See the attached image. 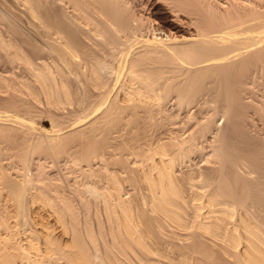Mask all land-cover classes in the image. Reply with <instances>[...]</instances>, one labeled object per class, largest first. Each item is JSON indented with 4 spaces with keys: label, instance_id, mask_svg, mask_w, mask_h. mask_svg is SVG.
I'll return each instance as SVG.
<instances>
[{
    "label": "bare ground",
    "instance_id": "6f19581e",
    "mask_svg": "<svg viewBox=\"0 0 264 264\" xmlns=\"http://www.w3.org/2000/svg\"><path fill=\"white\" fill-rule=\"evenodd\" d=\"M224 1L225 3L220 1L219 4L217 0H155L153 5L158 4L160 7L157 5L154 12L141 14L130 0H50L48 2L47 0H15L16 4L26 6L31 17L38 19L37 23L45 20L44 23H40L43 29L44 25L49 27V33L46 35L50 39V58L49 60L42 58L38 62L25 57L21 49L16 48L11 42L10 35L0 31V48L4 52V57L11 64L15 61H24L29 65L32 72L30 85L35 87V94H43L50 105L54 103L56 107L57 105L64 107L65 104L77 99L80 105L84 103L83 105L86 106L98 98L100 105L97 109H93L90 115L100 116L99 120L103 123L108 124V118L114 119L115 114L118 116L124 114L126 110L123 109L127 107L131 117L133 116L137 125L133 126V130L135 128L136 130L133 133L130 127L127 132L133 136L126 135L130 139L124 137L127 140L132 139V142L124 143L126 147L129 144V148H122L124 144L120 143L122 145L120 146L117 143L116 150L125 154L129 152L131 155L129 158L133 157V162L137 165L135 169H138L136 178L145 185L144 190L148 192V195L147 192L146 195H142L145 197L142 198V203L147 210L141 205L143 210L140 211L141 214L139 211L137 214L139 206L133 205L134 201L125 197L121 181L118 180L119 176L118 179L113 177L112 183L103 189H99L97 183L85 184L88 192L96 199L99 198L103 204L101 210L103 213H100L109 228L106 229L108 236L105 242L106 256L114 264H264V218L260 215L256 217V213L253 214L251 208L246 205L249 198L245 192L248 191L240 189L243 185L238 181L243 180L241 181L240 163H237V161H241L242 164L246 163L245 161L251 163L250 159L253 157L251 154L254 155L255 149H250L258 146L253 140L254 137H251L254 132H251L252 134L247 132L250 130L247 128L250 123L242 124L243 118L249 119L245 114L243 117V110L247 109H243V106L248 107L251 103L245 100L244 105L241 104L243 95L241 98V92L237 90L241 84H244L241 85L242 89H248V86L247 88L245 86L251 82H244L247 77L251 79V75L254 76L255 73L257 76L264 75V0ZM40 4L49 11L42 10ZM217 5H221L222 9ZM58 10L61 11L60 18L64 22L58 19L60 14ZM44 12L46 15H43ZM47 17L48 19H45ZM44 33L39 32V35L42 34L45 38L47 36H44ZM257 76L254 78L258 79L260 75ZM20 80L23 82L24 78ZM251 81L254 82L253 77ZM8 82V79L0 74V85L9 86ZM253 82L250 85H253ZM259 82L262 83V81L257 83ZM206 84L211 85V88L207 87L208 90L218 85L210 92L224 90L222 99L221 95L217 99L225 101L223 111L225 115L228 114L227 122L225 117V127L222 125L218 127V121H213L212 118L216 107H212L211 111L214 114L208 113L210 121L197 124L200 126V134L202 133L200 136L205 137L210 133L212 138H215V142L210 143L204 138L203 140L197 138L192 128L184 127L186 129L184 130L180 126L183 129H179L178 120L177 125L171 122L179 112L174 113V118L173 115H166L165 112L162 122L154 123L155 128L152 127L153 131L149 132L151 128L149 130L146 123L153 119L158 120L157 115L162 111L161 108L167 100H173L174 105L183 107V104H189L195 94L200 93L204 86H207ZM238 84L240 85L236 90ZM88 88H91L93 93L98 92L90 96ZM207 89L205 88V91ZM245 89L243 94L248 91ZM221 91L216 95L223 93ZM203 94H206L204 90L201 95ZM199 95L198 101L204 99L205 105L208 96L205 98L204 95L199 99ZM246 95L244 96L247 97ZM213 96L215 95L211 97ZM216 97L210 100L213 99L216 103ZM15 100L14 105L18 104V99ZM197 103L199 102L194 105ZM199 105V109L211 106L202 107L200 103ZM198 107L195 109L197 110ZM168 108L169 111L171 109L170 112L174 111L173 108L167 106ZM206 108L203 110L206 111ZM185 110L182 108L180 112ZM193 110L190 114L191 118L189 114L187 118L194 121L192 117L196 113ZM199 114L204 116L207 113L202 114L201 111ZM180 116L182 114L178 115ZM206 117L207 115L203 118ZM205 119L203 121H206ZM21 121L23 120L18 116L1 113L0 131L19 130L26 136L32 134V130H36V125L30 122L25 123L24 128L20 129L17 124L22 123ZM139 122L148 126L144 128V130L148 129V132L145 131L148 134H142L138 130L139 127L143 129L141 124L138 127ZM184 122L182 124L186 125V121ZM55 127L57 126H52L53 129ZM50 130H47L45 140H48V147L53 151L60 144L61 135H56L54 130L53 132L52 129ZM98 130L100 128L95 129ZM127 132L125 133L128 134ZM196 138L200 141H196ZM230 140L233 142L229 143ZM206 142L212 147L213 153L210 155H215L213 157H217L216 159L220 161L222 165L220 170L219 166L218 169L213 170V168L210 169L211 172H206L195 159V155L199 156L200 151L207 149L204 146ZM222 142L225 146L220 144ZM244 144L250 149L246 150L249 147L245 149ZM220 145L223 147V153L220 151ZM229 150L234 152L227 153L230 152ZM257 150L259 152L260 147L259 149L257 147ZM261 150L259 153L256 151V154H262L263 157L264 149ZM125 154H122V157L126 156ZM205 154L204 158L207 156ZM257 157L253 158L256 160ZM206 160L210 159L206 158ZM0 165L3 166L1 163ZM237 183L241 184L239 188ZM22 184V192L19 191L17 195L20 199L23 195H27L25 201L21 199L25 203L22 204L23 217L35 226L32 235L40 243L38 258L37 261L35 259L32 261L33 264L101 263L99 247L95 245L93 248L97 250L90 251L92 247L89 246V241L83 233L84 229L83 231L75 229L76 219L73 220L75 222L72 221L75 223L74 229H62V232L52 233L57 229L58 224L65 227L63 216L55 209L52 199L42 195L43 191L41 194L29 192L28 186L32 184L29 174ZM195 188L197 190H194ZM65 206L68 207V204ZM44 210L49 214L45 215ZM150 214L161 217L158 220H163L171 228L187 230L186 232L192 230L193 241L190 240V234L181 236L176 231L172 234L163 232L162 229L166 225L163 226L160 221L152 223L155 217L151 218ZM141 221H145V224ZM147 224L158 225V232H156L158 228L152 226L154 229H150L151 225ZM144 225H147L148 229H145ZM90 230L85 229L88 233L87 237L93 242L95 236L90 234ZM152 232L158 233L154 236L157 240L152 237ZM16 248L19 254L31 258L28 247L20 245Z\"/></svg>",
    "mask_w": 264,
    "mask_h": 264
},
{
    "label": "rangeland",
    "instance_id": "374dc122",
    "mask_svg": "<svg viewBox=\"0 0 264 264\" xmlns=\"http://www.w3.org/2000/svg\"><path fill=\"white\" fill-rule=\"evenodd\" d=\"M48 1H50V0H47V2ZM130 1H131L130 3H133L132 5L136 6L138 12H140L141 14L142 13L143 14L150 13L151 11L154 12V10H156V6L158 5V4L156 6L153 5L155 0H153V1L152 0L151 1L150 0H138V1L134 0L133 2H132V0H130ZM139 1L142 3H140ZM217 1H218V3L220 1L222 3H225L224 0H217ZM256 1H258V0H256ZM3 2H4V4H3ZM40 5H42L41 6L42 10H44L45 12L49 11V9L47 10V8L43 7L44 6L43 4H40ZM45 6L47 7V5H45ZM158 6L160 7V5H158ZM220 6H218L219 9L222 7V6L221 7ZM38 9H40V8H38ZM45 12L43 13V15H46ZM40 13H42V12H40ZM48 13H50V12H48ZM59 13L60 14H58V19H61L64 22V20L62 18H60L62 16L61 11H59ZM44 17H46V16H44ZM45 19H48V17ZM37 20L38 19L31 17L30 12L26 8V6L16 4L15 0H0V31L3 32L5 35L9 34L11 37V42L14 44V46H16V48H18V49H21V52L23 53V55L25 57H28V59H31L34 62L35 61L38 62L42 58L47 59V60H49V58H50V53H49L50 52L49 51L50 39L48 38L49 36L46 35L49 33V27L44 25L45 27L43 29L41 27L40 23L41 22L44 23L45 20L40 21V23L39 22L37 23ZM60 23L62 24V22H60ZM37 25H39L42 28V31H40L41 28H37L38 27ZM38 30L41 33L45 32L44 33L45 35L44 34L43 35L47 36V37H45L46 39L44 37H42V34L39 35V32H37ZM41 48H43L44 50ZM38 49H40V50H38ZM42 52H44V53H42ZM47 53H48L49 57H48ZM0 74L3 75L9 81L8 82L9 86H6L4 84L0 85V114L6 113V114H11L13 116L15 115V116L20 117L23 120V121H21L22 123L17 124V127H19L20 129L24 128V124L25 123L27 124L28 122L32 123L34 126L36 125L35 126L36 130H34V131L32 130L33 133L30 135H26V136H24L25 134L22 135L19 130H12L10 132L9 131L5 132L4 131L5 129H2L3 132H2V130L0 131V163L3 165V166L0 165V263L1 264H33L32 261L34 259H35V261H37V258H38L37 254H38V249H39L40 243L32 235V232L35 230V226L32 223L26 221V219H24V217H23L24 211H23V205L22 204H25V203L22 202L21 199L25 201L26 200L25 198H27L26 197L27 195L26 196L23 195L24 197L22 196L21 199H20L19 195H17V194H19V191L22 192V190H21V189H23L22 188L23 187L22 182L25 181L26 175L29 174L31 179H32V184L28 186L29 192L41 194V192L43 191L42 195L52 199L51 201H52V204L54 205L55 209H57L60 212V214L63 216V221L65 224V227H63L61 224H58L57 229H54V231H52V233H56L57 231H58V233L62 232V229H74V227H75L74 225L76 223L75 229H81V230L84 229V231L83 230L82 231H83L85 237L87 238V241H89V244H90L89 246L92 247V248H90V251L92 250L91 252H95L97 250V249L93 248L95 245H96L95 247H97V248L99 247L98 249H100V250L98 252H100L99 255L101 257V263L100 262H97V263L98 264H114L111 261V259L107 258V256H106L107 250H106L105 242H106V240H108L106 229H109V228H108V225L106 223V220L103 219L104 216L102 215L103 212L101 211L103 208V204L99 198L96 199L94 196H92L88 192V190L86 188L87 185H85V184H87V182L97 183V187L99 189H103L104 187H107L112 183V181L114 180L113 177L118 179L117 177L119 176L118 180L121 181V184H122L121 186L123 188V194H125V197H129L131 200H133L134 201V202L132 201L133 205L136 204V206H139L137 208L138 210L136 209L137 214H138V211L140 212L141 210H143V208H141V205H142V207H144L143 203H142L143 202L142 198H145V197L144 196L142 197V195H146L147 191L144 190L143 186H145V185H143L142 182L140 183L139 179L136 178L137 177L136 176V174H137L136 170H138V169H135V168L137 167V165L134 164L133 157H132V159L129 158V156L131 157L129 152L128 153L126 152L128 154L127 155V154H125V152L123 153V152H120V150L119 151L116 150L117 149L116 145H118L117 143H119V145H120V143L124 144L127 141L130 143L132 142L131 141L132 139L127 140L124 138V137H126V138L130 139L129 136H126V135H132L133 136V134H129L130 132H127V131L131 127L132 129L130 128V131L132 130V132L134 133L136 128H135V130H133V126H137V125H135L133 116L131 117L130 110L128 109V107L124 108L123 110H126L124 112V114H122V112L120 113L122 115H119V116L117 114H115L113 116V117H115L114 119H111L112 117L111 118L109 117L108 118L109 123L105 124V123H103L102 120H99L100 116H95L94 114L90 115V113H92L100 105L99 101H97L98 98L92 102L93 104L92 103L89 105L87 104L86 106H84L85 105L84 103H82V105H80V102L77 101V99L70 101L68 104H65L64 107L63 106L60 107L57 105V107H60V108H57L55 106L56 104L54 105V103L50 105L45 100L46 99L45 96L41 93L35 94V87L33 88L30 85L29 81L32 78L31 77L32 72H31L29 65H27L24 61H15L13 64L9 63L7 61V59L4 57V52H3V50H1V48H0ZM256 76L257 75L255 73L254 76L251 75V79L250 78L248 79V77H247V80L244 79L245 83H247V81L252 83L253 81H251V80L253 77V80H254L253 83L254 84L250 85L251 84L250 83V84H246V86H245L246 88L248 86V89H245V88L242 89L241 88L242 84L241 85L238 84L237 87H235L237 90L239 85H240L241 89L239 88V90H237V91L241 92L240 96L243 95V98L241 96V98H242L241 104L244 105L245 100L247 103H251V105L248 104V107H245V105L243 106V109L247 108V109L243 110V117L245 114V115H247L245 117L249 116L248 117L249 119L246 118V120H245V118H243L242 124H245L246 122L250 123V126L248 125L249 127H247L250 130L247 131L248 129H246V131L248 132V134H250L251 132L252 133L254 132L253 134L251 133L253 135L251 137L252 138L254 137L253 140H255L254 142L255 143L257 142V145H258V146L251 147V149H250L249 146H247V147H249V148H247L246 145L244 144L245 149L247 148L246 150H249V149L253 150V148H254L255 153H254V155L253 154H251V155L254 158L257 156L259 157V158L257 157L258 159L256 158V160L253 157H252V159H250L251 158L250 157L249 159L251 160V163H250V161H248V162L245 161L246 163L242 164L241 161L240 162L237 161L238 164L240 163L239 165L242 168L241 169L240 166H238V168H240L239 170L241 171V181L243 180L242 182H240V181H238V182L243 185V187H241L240 189L243 188L244 190L248 191V192H245V193H247V197L249 198L246 205L251 208V209L249 208L250 211H252L253 214L256 213V217H259V215H260L261 218H264L263 216H261V215H264V154H263V157H262L261 153H260L261 155H257L260 151H262L261 148L264 149V145H263L264 144V108H262V107H264V93H263V91H264V89H263L264 88V83H263L264 75L258 74V76H259L258 79L254 78ZM261 76L263 77V79ZM20 78H24L23 82L20 80ZM258 81H262L263 84L261 82H259L262 84V86H261V84L257 83ZM206 85L207 86H204V89H203L206 94L201 95L203 92V90H201L200 93L195 94L194 98L192 99V101H190L189 104H183V107L182 106L179 107L178 104L174 105L173 100H170V99L167 100L166 104L161 108L162 111H160L159 114L157 115L158 120L153 119L151 122H147L146 124H148L149 127L147 125L145 126L144 123L139 122L138 127H139V124H141L145 127L141 126L143 129H140V127H139L138 130H140L142 132V134L143 133L145 134L148 132V129L144 130V128L148 127L149 130L151 128V130L149 131V132H151V131H153V128H155L154 123L162 122V118H163V116H165L164 115L165 112H167L166 115L167 114L173 115V118H174V113L176 114L179 112V114H177L176 116L178 117V115L182 114V116L184 118L182 116H180L181 118L175 117L174 119L171 120V122H173L175 124L178 122L179 125L176 124L178 127H180V126H182L183 128L188 127L187 129L192 128L195 131L197 138L200 137L199 139H201V140H203V138H204V139H206L205 141L209 140L210 143H212V141L215 142V140H214L215 138L214 137L212 138V135H210V133H208L207 136H205V137H201L202 133L200 134V132H201V130L199 128L200 126H198L197 124L202 123V122L205 123L207 121L209 122L210 119L208 120V118H209L208 113L214 114L213 112L215 111V114H214L215 116L213 115V117H212L214 119L213 121H216V120L218 121V124H219L218 127H221V125H222V127H225V117H226V122H227V115L228 114L225 115L226 113L223 111L224 110L223 104L225 103V101L217 99V98H220V95H221V99H222V96L224 95V90L221 91V89H219L218 91H221L223 93H219V95H216V93H218V91H216V92L213 91L214 94H213V92H210V91H212L218 85L216 84V87H212L213 88L212 90L207 89V87L211 88L210 84L209 85L206 84ZM242 86H244V84ZM250 86L254 90H252V88ZM254 87L257 90L260 88L261 91H260V89L257 91ZM205 88L207 89L206 91H208V92L205 91ZM244 89L248 90L245 92V94H243ZM87 91H89L88 94L90 96H93V94L98 92V91H95L93 93L91 88H88ZM78 92H79V94H81V90H79ZM209 92L211 94H209ZM246 93H248V94L246 95ZM198 94H200L199 99H201L202 96H204V95H205V98H207V96H208V100L205 102V105L203 104L204 103L203 101H205L204 99H201L202 101L201 100L198 101V98H197ZM210 95L211 96L215 95V96L211 97ZM244 95H246L247 97H245ZM251 95H253L252 98H251ZM214 97H216V99H215V101L217 100L216 103L214 102L213 99L210 100V98H214ZM15 99H18V104H16V105H14V103H13L14 101H16ZM19 100H20V102H19ZM193 100H195V101H193ZM209 100L211 102H209ZM192 102H194V103H192ZM196 102H199L200 104H202V107L207 106V105L208 106L211 105V106L210 107L207 106L208 108L204 107L202 109H199V107H198V106H200L199 103H197V105H194V104H196ZM207 102H209V104ZM169 103H171V105ZM213 103H215V104H213ZM218 103H220V104H218ZM247 103H245L246 106H247ZM172 105L175 107L173 108ZM186 105L189 107H187ZM83 106H84V108H83ZM167 106L170 108H173L174 111L170 112L171 109L169 111V108L167 109ZM190 106H192V107H190ZM196 107H198L197 108L198 112L195 109ZM212 107L213 108L216 107V108H214V110H213ZM182 108L186 109L185 112H183L184 110L181 111L184 114L180 112V110ZM188 108L189 109L192 108L191 111H189ZM193 108H194V110H193ZM205 108L207 109L206 110L207 112L205 110H203ZM175 109H177V110H175ZM211 109L213 110V112L211 111ZM216 109H217V111H216ZM127 110H129V111H127ZM163 110H165V111H163ZM187 110L190 113H188ZM192 110L194 111V113H196V114L193 113L195 116L192 117V119H194V121H196V122H194L193 120L190 119L191 118L190 114H192L191 113ZM201 111H202V114L207 113L206 119L203 118L206 115H204V116L201 115L202 117L200 116L199 112H201ZM223 112H224V115H223ZM216 113L219 114L220 116L217 115ZM246 113H248L249 115ZM160 115L162 117H160ZM187 115L190 118H187ZM197 115H198V118H196ZM210 117H211V115H210ZM160 118H161V120H160ZM186 118H187V120H186ZM219 118H221V119H219ZM196 119L201 121V122H198ZM204 119L206 121H203ZM110 120H112V121H110ZM188 120H190L192 122H189ZM184 121H186V123H187L186 125L182 124V123H185ZM251 122H254V124L253 123L251 124ZM188 123H191V124L188 125ZM32 124H30V125H32ZM52 124L56 125L57 127H55V129H53ZM103 124H105V125H103ZM95 125L97 126L96 128H95ZM122 125H125V126H122ZM195 126H197V128ZM201 126H202V124H201ZM251 126H253V127H251ZM25 128H26V126H25ZM98 128H100V130L95 131V129H98ZM185 128H184V130H186ZM252 128H255L256 130L252 129ZM50 129H52V132L54 130V134L61 135L60 136V142H59L60 144L57 145L59 148L58 147H57L58 149L54 148L53 151H52V149L50 150V148L48 147V144H47L48 140H45L47 138L46 132H47V130H50ZM179 129H181V127ZM145 131H147V132H145ZM125 132H127L128 134H126ZM197 133H199V135ZM207 137H209V138H207ZM197 138H196V141H200ZM227 138H229V137H227ZM120 140L122 142H119ZM209 142H206L208 144L205 143L204 146H206L207 149L203 150V151H206V150H208V151H206V152L200 151L199 156H197L198 154L195 155V159L198 160L201 168L206 170V172H211L210 169H213V168H214L213 170L218 169L219 166H220V168H219V170H220L221 166H222L220 161H218L216 159L217 157H213L215 155H213V156H211L212 154L210 155V153H213V152L211 151L212 147H210ZM223 142L220 144L225 146V143H223ZM231 142H233V141L230 140L229 143H231ZM62 143H63V145H61ZM216 143H218V142H216ZM216 143H213V144H216ZM46 144H47V146H46ZM226 144H228V141H226ZM127 145H128V147H126L125 144H124V146H122V145H120V146H122V148H124V147L129 148V144H127ZM222 145H220L221 146V150H220L221 152H222V148H223ZM226 146H228V145H226ZM250 146H252V145H250ZM208 147H210V148L208 149ZM228 147L230 148V146H228ZM231 147H234V146H231ZM257 147H258V149L260 147L259 152L257 150ZM229 148H227V150ZM59 149H61V150H59ZM118 149H119V147H118ZM230 149H233V148H230ZM223 151H226V150L223 149ZM256 151L258 152L257 154H256ZM54 152H56V153L54 154ZM116 152L117 153L120 152V153L115 154ZM231 152H234V151H230L227 153H231ZM121 153L125 154L126 156L123 155V157H122ZM197 153H199V151ZM202 153H204V154L206 153L207 154L206 158L210 159V160L207 161L206 158H204L205 157L204 154H202ZM208 153H209V156H208ZM262 153H264V152H262ZM255 154H256V156H255ZM103 155H105V156H103ZM118 155H120L121 158H124V160L121 159L120 156H118ZM117 156L119 157V160H121V161L117 160V158H118ZM210 156H211V158H210ZM199 159H200V161H199ZM201 160H204V161H201ZM257 160H260V161H257ZM262 160H263V162H262ZM208 162H210V164ZM120 163H122V164L124 163L126 165H122V164L120 165ZM206 166H208V167H206ZM259 166H261V167H259ZM132 171H134V172H132ZM217 171L218 170H216V172ZM212 172L214 174V171H212ZM134 176H135V178H134ZM5 177L8 180L5 179ZM138 182H139V185H138ZM244 182H246V183H244ZM241 184L237 183L236 185L239 188V186ZM244 185H245V187H244ZM14 187H16V188H14ZM246 188H248V189H246ZM194 190H197V189L195 188ZM25 194H27V193H25ZM248 194H249V196H248ZM20 195H21V193H20ZM147 195H148V192H147ZM66 204H68V207L65 206ZM71 206H73V207H71ZM97 206H99V207L97 208ZM69 208H71V210H69ZM144 208H145V210H147L146 207H144ZM47 209L50 210L49 208H47ZM46 210H44L43 212L45 215H48L49 213H46ZM100 212H102V213H100ZM139 214H141V212ZM153 216L155 217V219L153 218ZM150 217L153 218L152 223H156L153 221H160L163 226L166 225L162 229V230H164L163 232H165V233L171 232L169 234H172V233H174V231H176L177 233L179 232V234L181 236L190 234V238H191L190 240H192V237H191L192 236L191 235L192 230H189L188 232H191V233H188V232H186L187 230L185 231L182 229L179 230V229L171 228L167 224H165L163 222V220L162 221L158 220L159 218L161 219V217H159L157 215L151 216V214H150ZM50 218L52 219V217H50ZM74 219H76L75 220L76 222L73 221ZM72 221L75 223H73ZM160 222L159 223L157 222V223L160 224ZM141 223L145 224V221L144 222L141 221ZM5 224H7V225H5ZM142 225H140L141 229H143ZM147 225H149V224H147ZM147 225H144L145 229H148ZM150 225H149L150 227L154 226L155 229L158 228V225L156 226V224L155 225L150 224ZM100 226H102V227H100ZM154 228L152 227L150 229H154ZM85 229H91L90 234H92V235L94 234L93 236H95V237H93V236L92 237L94 239L93 242H95V243H93L92 240L91 241L89 240V237H87L88 233H87V231H85ZM102 229H104V231ZM156 230H157L156 232H158L159 228ZM151 234H152V237L154 238V240H157V239H155L154 236L158 235V233L152 232ZM167 240H165V241H167ZM190 240H187V242H191ZM168 241H170V240H168ZM29 242H32V243H29ZM20 245H23L26 248L28 247L27 250H29V252L31 251L30 252L31 258H25L22 254H19L16 247H19ZM30 245H33V246H30ZM154 258H156V257H154Z\"/></svg>",
    "mask_w": 264,
    "mask_h": 264
}]
</instances>
